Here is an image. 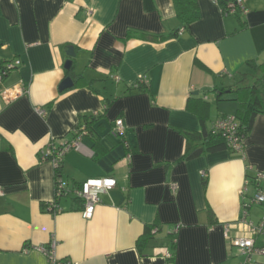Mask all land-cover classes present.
<instances>
[{
  "label": "crops",
  "instance_id": "obj_1",
  "mask_svg": "<svg viewBox=\"0 0 264 264\" xmlns=\"http://www.w3.org/2000/svg\"><path fill=\"white\" fill-rule=\"evenodd\" d=\"M197 2L201 17L185 30L174 0H0V68L20 62L0 82V264H49L41 248L52 240L55 257L68 264L245 261L232 241L245 234L244 221L264 217V204L252 202V180L264 171V113L242 152L178 160L187 147L181 130L201 129L193 99L210 102V129L235 111L219 90L258 81L264 92L254 67L264 62V0H244L245 12L234 15L218 0ZM67 77L74 87L61 92ZM10 88L23 93L7 102ZM93 115L102 118L94 127L106 151L97 161L93 139L80 133ZM118 120L137 148L131 155L107 137ZM73 141L82 148L64 159L70 190L93 178L117 182L100 194L91 220L72 194L55 215L43 207L55 199L56 174L42 154L51 142ZM154 224L161 231L141 253L138 242ZM256 246L264 248V235ZM252 261L264 264V255Z\"/></svg>",
  "mask_w": 264,
  "mask_h": 264
},
{
  "label": "trees",
  "instance_id": "obj_2",
  "mask_svg": "<svg viewBox=\"0 0 264 264\" xmlns=\"http://www.w3.org/2000/svg\"><path fill=\"white\" fill-rule=\"evenodd\" d=\"M176 7H177V15L179 18L183 21V25L185 30H190L191 25L198 21L201 17L200 15V9L198 6L197 0H174ZM220 2L221 8L223 12L226 9V6L230 1L232 0H218ZM127 38H138L141 40H150L152 39V36L142 34V33H134L130 32ZM174 35V34H173ZM14 61H8L7 63L3 64L0 68V74L6 73L7 77L17 66H14L12 68H8V65L13 64ZM255 69L257 72L262 75L261 80L264 81V62L261 64H254ZM82 77H78L76 79V87L80 85V82L82 81ZM146 91V89H145ZM219 101H227L230 103H233L235 105V111L232 115L235 117L236 122L238 124V131L237 136L239 138V141L245 142V139L248 137L250 132L253 129L254 122L256 117L259 114L264 113V92L261 90V86L259 82L257 81L254 84L244 83L242 85H235L234 87L229 88H223L219 90L218 96ZM193 100H197L194 107H196V111L199 114V120L201 123V129L199 131H190V130H181L183 134L186 136L187 139V147L186 151L183 154V156L178 160V162L182 161H188L191 159H195L201 156H205L210 153H216L222 150H228L230 152H238L232 148L227 139L222 135V133L217 132L215 130V127H211L208 129L207 123L208 118L207 115L209 111L211 110V104L210 102L205 98H196ZM112 103L113 101H109ZM189 108L191 105L188 104ZM89 119V123L86 125V128H82L80 133L83 135L89 136L93 139L94 145H93V160L99 159L100 157H103L105 154V147L103 145V142L101 141V137L98 135L94 125L97 124L102 118L98 116H91ZM86 118V120H88ZM87 129V130H86ZM80 130V129H79ZM107 137L110 139L112 144L114 146L117 145H123L125 149V155H131L135 152H137V148L133 145V143L128 139L127 132H117L115 129V125L111 128L110 132L108 133ZM64 142L57 145L58 149H61ZM193 144H196L195 147ZM200 144V146H198ZM102 148L104 150L102 151ZM109 151L108 149H106ZM43 155V154H42ZM55 155H51V157H48L46 161H51ZM63 161L60 163L57 169H55L56 174V182H55V188L57 189V181L60 178H63L62 176V167H63ZM205 179L203 180V185L206 188L208 185L207 176L204 175ZM67 196L64 195V198ZM69 197V195H68ZM63 198V195L61 197H58L55 194V199L52 203L43 205L44 210L56 214V207L55 205H59V201ZM72 199L79 201L76 197H72ZM156 231V232H154ZM161 231V226L158 224H154L151 227H148L145 235L139 240L138 242V249L141 253L144 252L145 248H147L148 243L155 239L156 235ZM174 235L173 238V247H175L176 243V236ZM173 257L169 261H173Z\"/></svg>",
  "mask_w": 264,
  "mask_h": 264
},
{
  "label": "built area",
  "instance_id": "obj_3",
  "mask_svg": "<svg viewBox=\"0 0 264 264\" xmlns=\"http://www.w3.org/2000/svg\"><path fill=\"white\" fill-rule=\"evenodd\" d=\"M238 12H245V2L244 0H232L226 6L224 11L225 15H234ZM20 64L19 61L14 62L11 65H8V68H12L14 66H18ZM6 73L0 74V82L5 78ZM23 93L22 88H10L4 90L5 100L7 102H11L17 99ZM40 114H43L41 111ZM115 129L117 132L123 133L125 132V127L123 125L122 120H118L116 122ZM215 130L217 132L222 133V135L227 139L229 145L234 148V150L238 152H242L244 149L243 142L239 141L237 136L238 124L236 122L235 117L228 116L223 119H219L215 124ZM64 145L61 149L57 148V144L51 142L46 151L43 152L42 160L46 161L48 157L51 155H55L50 162L53 163L55 169L58 168L60 163L63 161V158L67 155V153L71 150L81 151V143L80 141L64 142ZM130 157V156H128ZM205 175V174H203ZM252 182L257 187V192L253 197V203L263 205L264 204V189L262 188V184H264V171L256 173ZM116 180L113 177H100L88 179L84 183H82L79 187H76L72 190L69 189L67 182L64 181L63 178H60L57 181V189L55 188V194L58 197L63 195L72 194L82 203L81 214L84 219L91 220L94 216L97 205L100 204V194L108 193L116 187ZM250 185V180L246 181V186ZM0 195H3L2 190L0 189ZM56 214L61 212V208L59 205H55ZM248 208V205L246 206ZM247 214V213H246ZM246 232L244 235L236 237L232 242L242 251L245 255V261L242 264H257L252 261V257L255 254L264 255V248H259L256 246L257 238L260 235H264V217L257 223L254 224L252 222H246ZM230 227V226H229ZM178 228V227H177ZM156 232V231H154ZM56 247V241L52 240L48 247H42L41 250L48 255L49 264H68L63 261H59L54 254ZM165 259L168 261L173 257L171 252H166L164 255Z\"/></svg>",
  "mask_w": 264,
  "mask_h": 264
},
{
  "label": "water",
  "instance_id": "obj_4",
  "mask_svg": "<svg viewBox=\"0 0 264 264\" xmlns=\"http://www.w3.org/2000/svg\"><path fill=\"white\" fill-rule=\"evenodd\" d=\"M67 55L72 59L76 56L75 54V50L73 47H70L67 51ZM72 65H73V60H68L65 64V69L66 70H70L72 68ZM74 87V82H73V79L71 77H67L65 78L62 83L60 84V87H59V91H65L67 89H71Z\"/></svg>",
  "mask_w": 264,
  "mask_h": 264
},
{
  "label": "rangeland",
  "instance_id": "obj_5",
  "mask_svg": "<svg viewBox=\"0 0 264 264\" xmlns=\"http://www.w3.org/2000/svg\"><path fill=\"white\" fill-rule=\"evenodd\" d=\"M264 88V87H263ZM214 108V107H213ZM215 112V110L213 109V113Z\"/></svg>",
  "mask_w": 264,
  "mask_h": 264
}]
</instances>
